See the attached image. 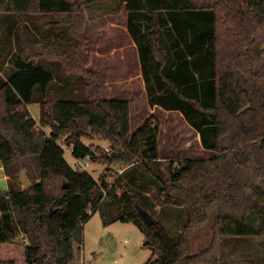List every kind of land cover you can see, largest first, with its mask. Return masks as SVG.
<instances>
[{
	"label": "trees",
	"instance_id": "trees-1",
	"mask_svg": "<svg viewBox=\"0 0 264 264\" xmlns=\"http://www.w3.org/2000/svg\"><path fill=\"white\" fill-rule=\"evenodd\" d=\"M124 1L149 106L181 113L215 155L182 161L173 150L165 169L159 118L132 134L129 103L106 99L89 70L85 0H0L10 35L20 32L22 19L52 18L42 29L47 61L16 52L0 75V162L9 185L0 192V264H73L97 212L105 226L141 230L152 252L145 264H196L189 236L214 205L223 236L264 235V0ZM93 136L109 150L85 143ZM64 147L74 159L125 168L115 182L103 176L100 183L66 161ZM22 169L31 189L19 180ZM138 174L158 205L188 211L177 237L154 218L147 226L139 195L119 187L123 176Z\"/></svg>",
	"mask_w": 264,
	"mask_h": 264
},
{
	"label": "rangeland",
	"instance_id": "rangeland-1",
	"mask_svg": "<svg viewBox=\"0 0 264 264\" xmlns=\"http://www.w3.org/2000/svg\"><path fill=\"white\" fill-rule=\"evenodd\" d=\"M105 1L110 2L116 10L118 4L121 3L120 0ZM71 19L74 20L75 16H72ZM50 20H52L51 16L37 17L36 15L32 17L33 22L22 19L20 32L15 34V30H17L15 28L10 35V25L5 22L3 16L0 17V75H4L5 72L10 70L13 64L12 56L16 52H20L26 58L32 56L38 63L43 60L47 61V57L50 56L44 50L46 41L42 38V33L51 27L44 26ZM43 26L44 28H42ZM50 39L57 40L58 38L52 35ZM17 43H20L22 48L18 47ZM50 49L52 52L61 50L59 47ZM41 54L45 58H42ZM120 74L118 73L115 77L112 72H107L104 75L100 74V81L102 83V80H111L113 77L118 78ZM134 77L136 78L132 83L126 84L125 87H122V84L121 86L113 84L104 87L106 97L110 100L129 101L132 111L130 124L132 134L143 127L145 121L151 117L150 107L147 104L145 95L141 92L138 76L135 75ZM119 94L122 97H119L121 96ZM28 109L33 118L39 122V105L32 104ZM154 115L159 118L161 124L159 141L160 159H162L163 168L166 169L167 164L173 161V153L175 152L178 153L182 161L208 159L215 155L214 152L203 149L197 132L185 122L179 113L174 111L166 113L163 109H159ZM45 130L48 134L50 133V129ZM59 143L62 144L63 142L60 141ZM85 143L94 144L96 147H104L106 150L110 148L108 143L97 136L85 140ZM64 150L66 161H69L74 168H78L76 161L69 153L70 148L64 147ZM1 166L2 163L0 162V192H7L9 188L8 180H6ZM83 170L87 171L100 183L103 176L108 178V182L113 183L120 175L118 164H100L91 160ZM134 177L130 179L129 176H123L118 182L119 187H127L128 189L132 187L139 195L141 204L153 216L155 221L160 222L173 238L177 237L182 230L181 228L187 222L188 211L182 208L158 205L154 195L146 188L145 180L139 174ZM138 179L141 182L137 181ZM121 191L123 190H118L119 193ZM208 211L206 224L194 228L189 236V255L198 257L196 264H264V235L245 238L225 237L221 234V228L219 227L218 218L220 213L218 205L210 207ZM83 231V244L80 248L75 245L76 259L73 264H145L152 256L151 250L144 247L143 233L131 223H114L105 226L103 225L101 213L97 212L86 223Z\"/></svg>",
	"mask_w": 264,
	"mask_h": 264
},
{
	"label": "crops",
	"instance_id": "crops-1",
	"mask_svg": "<svg viewBox=\"0 0 264 264\" xmlns=\"http://www.w3.org/2000/svg\"><path fill=\"white\" fill-rule=\"evenodd\" d=\"M85 1L87 2L84 9L86 23L83 34L87 38L86 50L91 55L89 70L98 76V86L103 91L104 97L108 98L106 97V90H104L106 85L109 87L113 84H119L120 86L122 84V87H125L126 84L132 83L136 78L134 76L137 75L141 92L145 95L148 104L147 90L141 71L140 54H138L136 43L128 31L127 2L120 0L121 3L118 4L116 10L110 2L105 0ZM107 72H112L114 77L118 73L121 74L118 78L113 77L111 80H102L101 83L100 74L104 75ZM119 97H122V95ZM149 107L151 116H154L157 110L162 109L158 106ZM1 168L3 169L2 166Z\"/></svg>",
	"mask_w": 264,
	"mask_h": 264
},
{
	"label": "water",
	"instance_id": "water-1",
	"mask_svg": "<svg viewBox=\"0 0 264 264\" xmlns=\"http://www.w3.org/2000/svg\"><path fill=\"white\" fill-rule=\"evenodd\" d=\"M183 166H184V163H183ZM19 180H20L21 184L23 185L24 190H28V189L32 188V183L27 178V170L26 169L21 170ZM64 187L67 188L66 183L64 184ZM137 210H138V213H140L141 218L143 219V221L145 222V224L147 226L154 225V219L149 212H147L145 209H143L140 206L137 208ZM51 213H52V211H51Z\"/></svg>",
	"mask_w": 264,
	"mask_h": 264
},
{
	"label": "built area",
	"instance_id": "built-area-1",
	"mask_svg": "<svg viewBox=\"0 0 264 264\" xmlns=\"http://www.w3.org/2000/svg\"><path fill=\"white\" fill-rule=\"evenodd\" d=\"M69 153H70V155L72 154V149H71V148H70V150H69ZM74 160L76 161V165H77L79 168H81V169L85 168V166H86L87 164H89V159H85V160H77V159H74ZM124 168H125L124 165H120V166H119V173H121V172L124 170Z\"/></svg>",
	"mask_w": 264,
	"mask_h": 264
}]
</instances>
